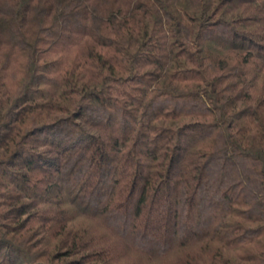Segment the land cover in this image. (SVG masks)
<instances>
[{
    "label": "trees",
    "instance_id": "16d2710c",
    "mask_svg": "<svg viewBox=\"0 0 264 264\" xmlns=\"http://www.w3.org/2000/svg\"><path fill=\"white\" fill-rule=\"evenodd\" d=\"M130 257L264 264V0H0V264Z\"/></svg>",
    "mask_w": 264,
    "mask_h": 264
},
{
    "label": "rangeland",
    "instance_id": "374dc122",
    "mask_svg": "<svg viewBox=\"0 0 264 264\" xmlns=\"http://www.w3.org/2000/svg\"><path fill=\"white\" fill-rule=\"evenodd\" d=\"M77 226V223H76ZM94 229L96 230L97 233L103 234V231L99 229L97 226H94ZM137 261L135 257H130V258H125L124 260L118 261L116 264H136Z\"/></svg>",
    "mask_w": 264,
    "mask_h": 264
}]
</instances>
